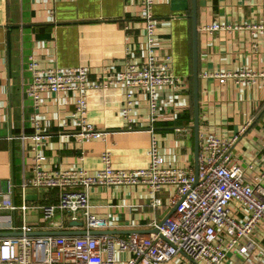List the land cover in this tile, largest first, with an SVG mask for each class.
I'll return each mask as SVG.
<instances>
[{"label": "crops", "instance_id": "crops-1", "mask_svg": "<svg viewBox=\"0 0 264 264\" xmlns=\"http://www.w3.org/2000/svg\"><path fill=\"white\" fill-rule=\"evenodd\" d=\"M153 13L158 24L157 59H171L179 85L159 88L155 120L143 89L134 91L124 83L89 88L88 120L105 135L81 142L75 115L78 92H45L37 110L26 94L33 79L30 63L85 67L95 80L125 70L128 62H144L148 37L142 0H0V182L19 207L0 210V239L79 230L71 226L74 215L69 212L58 211L51 220L44 216L43 206L59 204L61 188H23L32 175L37 145L49 172L95 174L104 168L102 155L107 151L118 169L148 166L155 137L167 167L197 172L193 0H155ZM197 16L200 143L208 136L226 140L238 136L233 155L252 178L264 163V80L255 84L228 78L223 83L211 75L264 71V0H197ZM217 24L220 29L209 30ZM129 94L133 107L126 119L123 109ZM36 112L39 131L33 122ZM38 134L45 138L37 141ZM175 191L173 186L163 188L158 193L162 206L153 207L149 187L97 186L90 190L91 213L108 222L105 231L121 237L134 231L149 234L150 223L173 214ZM233 215L240 222L247 219L239 209ZM77 217L85 229V214L79 212ZM250 239L253 247L246 252L236 247L223 264H264V222ZM247 242L242 240L243 245ZM131 256L119 253L118 264H126ZM164 264L185 263L176 258Z\"/></svg>", "mask_w": 264, "mask_h": 264}, {"label": "built area", "instance_id": "built-area-1", "mask_svg": "<svg viewBox=\"0 0 264 264\" xmlns=\"http://www.w3.org/2000/svg\"><path fill=\"white\" fill-rule=\"evenodd\" d=\"M154 4L155 0H142V19L148 37V53L144 62H128L121 72L91 80L85 67L45 68L33 60L30 63L33 79L26 94L33 98L36 109L40 108L45 92H78L75 112L79 127L77 137L81 142L98 140L105 134L88 120L87 90L124 83L134 91L143 89L147 92L151 115L155 120L159 107V88L165 85L178 86L180 78L173 74L170 58L164 62L157 59L155 42L158 24L153 13ZM220 28L217 24L210 26L209 30ZM211 76L219 77L223 83L228 78H237L256 84L264 80V71ZM129 97V103L123 109L126 119H129L133 107L132 94ZM39 119V113L36 112L33 122L38 131ZM34 138L39 141L45 137L38 134ZM237 140L238 136L228 140L208 136L201 140L197 172L167 167L155 137L148 166L136 170L118 169L113 164L112 154L107 151L102 155L104 168L95 174L84 170L49 172L44 167L45 156L39 152V145L35 146V163L32 175L23 183L24 190L27 187L61 188L59 204L42 207L45 218L51 220L59 211L69 212L74 215L73 221H79L77 214L83 212L87 234H24L0 239V264H34L35 261L44 264H118L119 253L133 255L126 264H164L176 258L185 264H223L236 247L240 246V251L246 252L255 244L250 239L253 230L264 222V163L254 177H249L247 170L233 155ZM250 169L254 167L251 165ZM116 185L149 187L154 196L151 202L153 207L163 204L158 193L167 186H173L176 190L172 198L174 212L163 221L150 223L149 227L153 231L149 234L134 231L126 238L117 234H91L90 231L104 230L109 225L105 219L91 213L90 190L97 186ZM11 193V190L3 192L0 182V210L15 211L19 208L12 200ZM234 209L245 212L246 221L236 219ZM57 228L62 229V226ZM244 238L248 242L243 245Z\"/></svg>", "mask_w": 264, "mask_h": 264}, {"label": "water", "instance_id": "water-1", "mask_svg": "<svg viewBox=\"0 0 264 264\" xmlns=\"http://www.w3.org/2000/svg\"><path fill=\"white\" fill-rule=\"evenodd\" d=\"M193 34H194V104H195V135H196V153H197V161L200 151V131H199V71H198V16H197V0H193ZM71 226L79 228V230L67 231H43V232H31V235H85L87 234V230L83 227L85 226L83 221H72ZM91 234L99 235V234H114L111 231L105 230H92ZM6 235H11L8 233Z\"/></svg>", "mask_w": 264, "mask_h": 264}]
</instances>
